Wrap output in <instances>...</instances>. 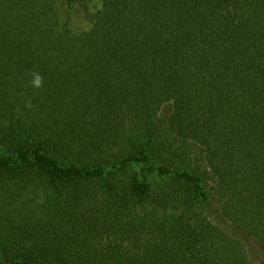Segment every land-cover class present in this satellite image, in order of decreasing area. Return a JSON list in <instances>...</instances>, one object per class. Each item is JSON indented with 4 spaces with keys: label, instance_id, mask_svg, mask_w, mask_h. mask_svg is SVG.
<instances>
[{
    "label": "trees",
    "instance_id": "1",
    "mask_svg": "<svg viewBox=\"0 0 264 264\" xmlns=\"http://www.w3.org/2000/svg\"><path fill=\"white\" fill-rule=\"evenodd\" d=\"M253 250L264 0H0V264Z\"/></svg>",
    "mask_w": 264,
    "mask_h": 264
},
{
    "label": "rangeland",
    "instance_id": "2",
    "mask_svg": "<svg viewBox=\"0 0 264 264\" xmlns=\"http://www.w3.org/2000/svg\"><path fill=\"white\" fill-rule=\"evenodd\" d=\"M91 6L94 7L93 9H95V8L99 7V2L92 1ZM76 23H77V25H75L76 28H79L80 29V28H87L88 27V24L82 23L79 20ZM167 112H168V108L167 107H164L162 109V115H165ZM255 252L256 251L253 250V253H254V263L255 264H264V256L261 255V254H257Z\"/></svg>",
    "mask_w": 264,
    "mask_h": 264
},
{
    "label": "clouds",
    "instance_id": "3",
    "mask_svg": "<svg viewBox=\"0 0 264 264\" xmlns=\"http://www.w3.org/2000/svg\"><path fill=\"white\" fill-rule=\"evenodd\" d=\"M41 79L42 78L37 75L36 79L33 81V83L35 84V86H39L40 85Z\"/></svg>",
    "mask_w": 264,
    "mask_h": 264
}]
</instances>
